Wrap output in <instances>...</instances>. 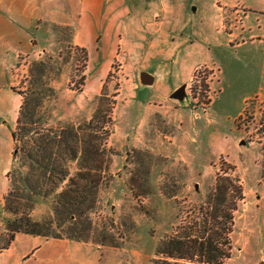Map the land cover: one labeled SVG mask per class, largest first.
Instances as JSON below:
<instances>
[{"label": "rangeland", "instance_id": "obj_1", "mask_svg": "<svg viewBox=\"0 0 264 264\" xmlns=\"http://www.w3.org/2000/svg\"><path fill=\"white\" fill-rule=\"evenodd\" d=\"M149 1L156 20L171 11L174 36L194 32L211 46L199 52L195 63L205 65L187 81L191 106L150 97L151 90L138 93L137 72L146 62L135 64L122 47H114L106 70L96 72L86 50L71 44L70 29L56 28L45 53L37 48L22 55L13 69L23 108L0 246L9 224L29 216L48 223L45 232L100 247L110 262L174 264L156 255L160 240L181 228L202 229L216 179L229 174L239 180L243 199L229 235L231 258L223 264H264V42L237 30L231 37L248 11L241 5L168 0L173 9L166 11L158 5L164 0ZM97 111L109 120L100 122L106 131L95 132L89 145L86 125ZM98 145L85 159L93 169L86 178L91 186L79 193L83 215L75 211L66 221L55 211L60 195L73 178L86 184L77 178L86 171L82 152ZM43 158L56 164L50 179L57 185H48Z\"/></svg>", "mask_w": 264, "mask_h": 264}, {"label": "crops", "instance_id": "obj_2", "mask_svg": "<svg viewBox=\"0 0 264 264\" xmlns=\"http://www.w3.org/2000/svg\"><path fill=\"white\" fill-rule=\"evenodd\" d=\"M222 2L226 8L241 5L248 9L242 27L234 26L231 37L237 30L264 42V0H214L213 7ZM171 4L164 0L158 5L168 11L173 9ZM154 6L149 0H0V232L5 231L6 198L17 155L13 134L23 106L13 74L18 58L34 54L37 48L45 53L56 28L70 29L71 44L86 50L93 70L105 71V60L114 55L113 48L122 47L135 64L146 62L142 66L145 71L162 74L156 76L153 89L136 86L138 93L151 90L150 97L169 98L198 66L205 65L195 59L211 46L194 32L174 36L171 11L156 20ZM195 10L198 13V8ZM185 18L187 22L192 19L189 15ZM219 22V31H224L225 17ZM102 253L100 247L88 242L17 233L10 247L0 252V264H119L104 259Z\"/></svg>", "mask_w": 264, "mask_h": 264}, {"label": "trees", "instance_id": "obj_3", "mask_svg": "<svg viewBox=\"0 0 264 264\" xmlns=\"http://www.w3.org/2000/svg\"><path fill=\"white\" fill-rule=\"evenodd\" d=\"M98 113L99 112L97 111L90 122L86 125L87 134L84 138V143L86 144L91 145L90 140L95 137L93 136L95 135V132L98 133L101 131L104 133V131H106L105 126H100V122H107L109 118L100 116ZM20 125L21 116L17 130ZM17 130L13 134L15 139L18 138ZM62 135L65 136L64 132L61 133L60 137V139L63 140L62 143H64ZM89 147V149L82 152L83 164L84 161H87V163L85 162V165H82V167L84 166L86 171L84 173L77 174V178H84L86 180V184L81 185L78 183L79 181L74 180V178L71 179L66 190L61 193L60 200L55 210L56 214L61 218H67L66 221L74 220L76 218V214L73 213L75 211H79V215H83V212H80V208H82L85 200L80 197L79 193L82 189H86L91 186L87 184L88 180L86 179L89 177V174L87 173H90V169H93L90 167L92 164L89 165L88 163V157L92 154L94 155V153L97 154L99 151V145L95 148L93 146ZM86 155H88L87 160H85ZM45 159L47 158H43V164L42 166L40 165V167L44 169V176L47 177L48 175V185L56 184L53 183L52 179H50L51 176L54 177L56 175V164L54 161H47ZM96 161L97 159H94V165H96ZM238 182L239 180L229 174L217 177L212 193L208 198V207L212 212H210L208 217L204 218L203 216V219H201L203 221L202 229L195 231V226L186 229L181 228L179 229V232H176V234L163 237L157 246L156 255L165 257V259L171 258L174 260V264H178L179 260L195 262V259L196 261L204 264H223L225 260L230 259L232 248L229 235L232 232L234 212L237 210L238 201L243 199V190ZM9 196L10 194L7 196L6 201H8ZM6 208L8 210L11 209L9 206L7 207V205ZM24 217L25 218L17 220V222H13L12 225L9 224L7 227L9 235L7 240L0 246V252L10 247L17 233L61 239L58 234L48 233L43 230L48 223L41 224L39 222H32L29 216ZM49 225L51 226L52 223ZM153 264L170 263L163 260H154Z\"/></svg>", "mask_w": 264, "mask_h": 264}, {"label": "water", "instance_id": "obj_4", "mask_svg": "<svg viewBox=\"0 0 264 264\" xmlns=\"http://www.w3.org/2000/svg\"><path fill=\"white\" fill-rule=\"evenodd\" d=\"M138 86L140 90L153 89L155 84V77L143 70L137 72ZM188 83L181 85L169 96V100L181 108H188L191 106V95L189 94ZM243 143L241 145H245ZM17 153V152H16Z\"/></svg>", "mask_w": 264, "mask_h": 264}]
</instances>
